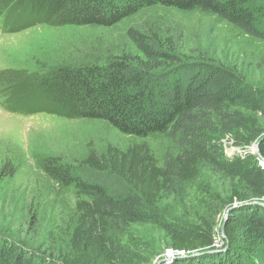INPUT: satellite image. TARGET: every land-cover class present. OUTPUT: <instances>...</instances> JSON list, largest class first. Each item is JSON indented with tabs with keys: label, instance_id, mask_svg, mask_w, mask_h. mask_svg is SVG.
I'll use <instances>...</instances> for the list:
<instances>
[{
	"label": "trees",
	"instance_id": "16d2710c",
	"mask_svg": "<svg viewBox=\"0 0 264 264\" xmlns=\"http://www.w3.org/2000/svg\"><path fill=\"white\" fill-rule=\"evenodd\" d=\"M156 5L215 14L264 40V0H0V15L14 14L28 25L112 27ZM126 39L127 46L101 58L34 75V90L27 86L19 93L25 78L11 77L6 96L38 93L39 111L104 120L135 137L159 133L171 148L162 163L147 142L91 152L83 161L94 171L89 175L48 160L51 177L78 192L71 253L47 259L0 234V264H147L123 237L146 223L167 231L175 250L201 252L170 264H264V165L252 152L230 159L223 153L229 139L242 148L260 142L264 156V85L204 54L186 58L174 34L149 20L129 27ZM205 167L231 181L230 199L237 202L226 220V251H209L215 247L210 223L189 227L161 217L160 197L195 182Z\"/></svg>",
	"mask_w": 264,
	"mask_h": 264
},
{
	"label": "rangeland",
	"instance_id": "374dc122",
	"mask_svg": "<svg viewBox=\"0 0 264 264\" xmlns=\"http://www.w3.org/2000/svg\"><path fill=\"white\" fill-rule=\"evenodd\" d=\"M146 20L178 40L186 58L204 55L230 67L255 85H264V40L247 34L215 14L200 10L182 11L160 5L147 7L112 27L98 25H28L14 14L0 15V234L47 259L62 260L71 253L75 227V185L65 186L51 177L48 160L73 166L74 172L94 173L84 160L91 152L106 154L110 147L124 151L135 143L147 142L162 163L171 148L161 134L135 137L121 132L104 120L68 118L39 111L38 93L20 98L34 75L50 72L61 64L81 63L127 46L126 31L141 27ZM17 22L21 28H16ZM5 72H9L5 75ZM5 75V77H3ZM24 79L21 90L10 100L6 96L9 78ZM36 92V91H35ZM9 100V101H8ZM16 100V103L12 101ZM8 101V103H7ZM35 102V103H34ZM41 103V102H40ZM28 106V109H24ZM29 110H37L29 113ZM253 151L225 139V158ZM253 153V152H252ZM231 181L210 168L195 182L180 184L173 194L160 197L165 216L186 226L212 225L215 248H228L222 237L231 201ZM230 214V213H229ZM123 236L130 247L154 264L172 247L171 236L153 223L134 225ZM185 253V252H184ZM176 256V257H180Z\"/></svg>",
	"mask_w": 264,
	"mask_h": 264
},
{
	"label": "water",
	"instance_id": "95a60500",
	"mask_svg": "<svg viewBox=\"0 0 264 264\" xmlns=\"http://www.w3.org/2000/svg\"><path fill=\"white\" fill-rule=\"evenodd\" d=\"M253 153L257 154L258 157L261 159V163L264 165V156L262 155L261 151H260V142H255L253 143ZM256 201H252V202H249V203H254ZM262 205H264V202H261ZM237 206V204H235L234 206H232L231 208H229V210L227 211L226 213V218L229 216V213L231 212V210H233L235 207ZM225 225H226V221L224 223V226L222 228V237L226 240V245H228L229 243V240H228V237L226 235V232H225ZM210 252H214V251H217V249L214 247L213 249L209 250ZM201 252L200 251H197V252H193V253H184V254H181V256H186V255H199Z\"/></svg>",
	"mask_w": 264,
	"mask_h": 264
},
{
	"label": "built area",
	"instance_id": "2783aa9c",
	"mask_svg": "<svg viewBox=\"0 0 264 264\" xmlns=\"http://www.w3.org/2000/svg\"><path fill=\"white\" fill-rule=\"evenodd\" d=\"M184 254V251L170 249L164 256H158L154 264H170L176 256Z\"/></svg>",
	"mask_w": 264,
	"mask_h": 264
}]
</instances>
